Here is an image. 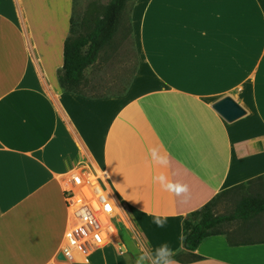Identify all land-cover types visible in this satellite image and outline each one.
<instances>
[{
	"label": "crops",
	"instance_id": "obj_1",
	"mask_svg": "<svg viewBox=\"0 0 264 264\" xmlns=\"http://www.w3.org/2000/svg\"><path fill=\"white\" fill-rule=\"evenodd\" d=\"M74 7L0 0V264H136L163 243L178 264H264V238L182 244L189 212L264 174V0H137V71L107 95L59 83ZM227 95L246 109L231 122L213 107ZM156 146L166 169L150 163ZM80 165L107 173L119 243L60 258ZM160 172L189 186L187 202L153 183Z\"/></svg>",
	"mask_w": 264,
	"mask_h": 264
},
{
	"label": "trees",
	"instance_id": "obj_2",
	"mask_svg": "<svg viewBox=\"0 0 264 264\" xmlns=\"http://www.w3.org/2000/svg\"><path fill=\"white\" fill-rule=\"evenodd\" d=\"M129 1L109 0L102 3L92 0L80 18L75 3L70 32L64 46V65L58 71L59 83L64 91L88 94L84 91L88 82L87 70L97 64L102 50L117 35ZM261 180H264V174L224 189L202 207L189 212L182 227L184 249L193 253L206 237L218 234L226 235L230 244L250 242L252 238L234 240L224 229L234 221H249L263 214L264 196L244 194L229 213L217 214L213 206L222 195L247 191L253 183ZM173 258L177 259L178 255L175 254Z\"/></svg>",
	"mask_w": 264,
	"mask_h": 264
},
{
	"label": "rangeland",
	"instance_id": "obj_3",
	"mask_svg": "<svg viewBox=\"0 0 264 264\" xmlns=\"http://www.w3.org/2000/svg\"><path fill=\"white\" fill-rule=\"evenodd\" d=\"M92 0H76V12L80 18L86 5ZM107 3L109 0H99ZM137 0H130L124 11L119 31L112 42L105 46L97 64L88 70V82L84 91L91 95L121 94L129 86L138 67V52L133 36V11ZM244 194L264 196V180L257 181L244 192H230L219 197L213 210L217 214L233 211ZM119 218V217H118ZM120 230V221L116 220ZM232 239L241 241L264 238V213L249 221H234L225 227Z\"/></svg>",
	"mask_w": 264,
	"mask_h": 264
},
{
	"label": "built area",
	"instance_id": "obj_4",
	"mask_svg": "<svg viewBox=\"0 0 264 264\" xmlns=\"http://www.w3.org/2000/svg\"><path fill=\"white\" fill-rule=\"evenodd\" d=\"M107 179L106 172L88 165H80L71 174L67 187L70 220L62 247L66 257L75 250L92 252L119 243L118 209L107 190Z\"/></svg>",
	"mask_w": 264,
	"mask_h": 264
},
{
	"label": "clouds",
	"instance_id": "obj_5",
	"mask_svg": "<svg viewBox=\"0 0 264 264\" xmlns=\"http://www.w3.org/2000/svg\"><path fill=\"white\" fill-rule=\"evenodd\" d=\"M149 160L152 165L163 169L168 168L170 164L168 155L162 151L159 146L149 149ZM152 181L158 184L162 191L176 197H183L184 202H187L189 199V186L185 183L172 181L164 172L154 175ZM110 210L111 209H109V211ZM152 222L157 228H163L167 223V217L156 215L153 217ZM174 256L175 253L169 245L163 243L152 251H141L137 256L136 264H178V262L173 259Z\"/></svg>",
	"mask_w": 264,
	"mask_h": 264
},
{
	"label": "water",
	"instance_id": "obj_6",
	"mask_svg": "<svg viewBox=\"0 0 264 264\" xmlns=\"http://www.w3.org/2000/svg\"><path fill=\"white\" fill-rule=\"evenodd\" d=\"M213 107L222 115L227 121H234L246 114V109L236 101L232 96H225L217 100ZM60 258H65L63 252L59 255Z\"/></svg>",
	"mask_w": 264,
	"mask_h": 264
}]
</instances>
